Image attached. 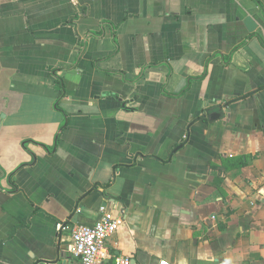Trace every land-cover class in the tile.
Segmentation results:
<instances>
[{
	"label": "crops",
	"instance_id": "0c3cea01",
	"mask_svg": "<svg viewBox=\"0 0 264 264\" xmlns=\"http://www.w3.org/2000/svg\"><path fill=\"white\" fill-rule=\"evenodd\" d=\"M100 208L136 264H264V0H0V264Z\"/></svg>",
	"mask_w": 264,
	"mask_h": 264
},
{
	"label": "built area",
	"instance_id": "2783aa9c",
	"mask_svg": "<svg viewBox=\"0 0 264 264\" xmlns=\"http://www.w3.org/2000/svg\"><path fill=\"white\" fill-rule=\"evenodd\" d=\"M101 217L92 226H75L71 229L72 255L77 264H131V257L117 255L107 243L122 226V220L113 212L100 208ZM64 229L56 225V231ZM159 264H167L165 261Z\"/></svg>",
	"mask_w": 264,
	"mask_h": 264
},
{
	"label": "water",
	"instance_id": "95a60500",
	"mask_svg": "<svg viewBox=\"0 0 264 264\" xmlns=\"http://www.w3.org/2000/svg\"><path fill=\"white\" fill-rule=\"evenodd\" d=\"M76 217H77V216H76ZM131 264H136V262H135L134 259L131 260Z\"/></svg>",
	"mask_w": 264,
	"mask_h": 264
}]
</instances>
